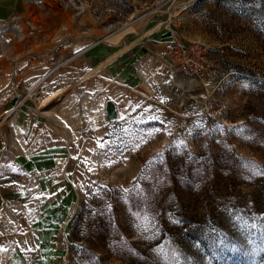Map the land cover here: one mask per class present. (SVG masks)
Returning <instances> with one entry per match:
<instances>
[{
    "label": "rangeland",
    "instance_id": "374dc122",
    "mask_svg": "<svg viewBox=\"0 0 264 264\" xmlns=\"http://www.w3.org/2000/svg\"><path fill=\"white\" fill-rule=\"evenodd\" d=\"M34 37L132 47L25 98ZM0 264H264V0H0Z\"/></svg>",
    "mask_w": 264,
    "mask_h": 264
},
{
    "label": "crops",
    "instance_id": "0c3cea01",
    "mask_svg": "<svg viewBox=\"0 0 264 264\" xmlns=\"http://www.w3.org/2000/svg\"><path fill=\"white\" fill-rule=\"evenodd\" d=\"M133 28V27H132ZM135 31V27H134ZM63 35V34H62ZM44 37V41L39 37H34L33 43L41 46L42 60H39L40 63H47L48 68L41 73H37L38 77L30 86L29 89L35 87V92L41 86L45 79L50 77L51 82L56 81V78H59V75L63 77V71L60 69L68 61L76 62L75 73H71V76H74V79L77 83L84 86L85 84L94 83L96 79L101 77H112L114 73L111 70L114 68L115 60L117 57H120L125 52L129 51L130 47L126 49L128 45H123L119 47L121 42H112L103 37L102 42L105 44H99L100 37H93L94 40L86 43V37ZM69 41V43H68ZM63 44L66 46H73L70 54H63ZM116 47H119L118 49ZM38 54V53H36ZM63 81V78H61ZM112 79V78H111ZM54 80V81H53ZM59 82L54 87L51 85L52 95L44 100L46 101L45 107L48 106L51 102L57 100L62 101L67 98L69 94H65V87L63 83ZM58 85V86H57ZM72 93L70 89V94ZM22 102L14 105L10 111L9 115L15 111ZM69 131L72 130L71 126H68Z\"/></svg>",
    "mask_w": 264,
    "mask_h": 264
},
{
    "label": "built area",
    "instance_id": "2783aa9c",
    "mask_svg": "<svg viewBox=\"0 0 264 264\" xmlns=\"http://www.w3.org/2000/svg\"><path fill=\"white\" fill-rule=\"evenodd\" d=\"M31 25H32L33 28H35V30H40V26L38 24L33 23ZM101 41L102 40H99V42H101ZM34 93H35V90L34 89L33 90L29 89L28 92H27V94L25 95V98H32V96L34 95Z\"/></svg>",
    "mask_w": 264,
    "mask_h": 264
},
{
    "label": "snow or ice",
    "instance_id": "6c2138e0",
    "mask_svg": "<svg viewBox=\"0 0 264 264\" xmlns=\"http://www.w3.org/2000/svg\"><path fill=\"white\" fill-rule=\"evenodd\" d=\"M181 146H182V144H181ZM217 239H218V241H219V243L221 245L224 244L225 241H224V239L222 237H218ZM212 243H213V245H216L217 242L216 241H213Z\"/></svg>",
    "mask_w": 264,
    "mask_h": 264
},
{
    "label": "bare ground",
    "instance_id": "6f19581e",
    "mask_svg": "<svg viewBox=\"0 0 264 264\" xmlns=\"http://www.w3.org/2000/svg\"><path fill=\"white\" fill-rule=\"evenodd\" d=\"M35 89V87H33L31 90Z\"/></svg>",
    "mask_w": 264,
    "mask_h": 264
}]
</instances>
